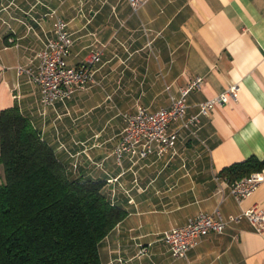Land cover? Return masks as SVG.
<instances>
[{
    "label": "crops",
    "instance_id": "0c3cea01",
    "mask_svg": "<svg viewBox=\"0 0 264 264\" xmlns=\"http://www.w3.org/2000/svg\"><path fill=\"white\" fill-rule=\"evenodd\" d=\"M54 14L72 33L68 65L93 49L102 55L94 83L43 106L39 86L16 67L36 65ZM195 76L188 114L231 84L236 99L202 117L197 138L181 131L173 155L117 165L120 114L168 106ZM14 104L74 176L104 180L107 198L126 210L100 242L102 264H264V231L245 219L204 234L184 257L161 238L198 211L264 209V181L237 201L221 174L264 158V0H145L136 11L129 0H0V109Z\"/></svg>",
    "mask_w": 264,
    "mask_h": 264
},
{
    "label": "trees",
    "instance_id": "16d2710c",
    "mask_svg": "<svg viewBox=\"0 0 264 264\" xmlns=\"http://www.w3.org/2000/svg\"><path fill=\"white\" fill-rule=\"evenodd\" d=\"M0 264H102L99 245L127 212L105 181L74 176L14 104L0 109ZM264 169L249 156L224 168L234 181Z\"/></svg>",
    "mask_w": 264,
    "mask_h": 264
},
{
    "label": "built area",
    "instance_id": "2783aa9c",
    "mask_svg": "<svg viewBox=\"0 0 264 264\" xmlns=\"http://www.w3.org/2000/svg\"><path fill=\"white\" fill-rule=\"evenodd\" d=\"M145 0H129L132 10ZM73 43L72 33L67 21L54 14L51 34L44 37L40 50L36 54L34 66H17L20 74L27 75L39 86V102L43 106H54L71 98L75 91L84 89L95 82L96 65L101 60L102 48L93 49L85 62L79 66H71L66 62ZM202 77L195 76L172 97L168 106L155 110L138 106L132 113H121L123 126L114 143L111 156L117 165L127 160L132 164L150 156L161 158L175 153L178 136L186 131L192 138L198 137L201 118L209 115L218 105L235 100L238 87L231 84L224 91L212 98L198 102L197 110L188 114L187 95L201 86ZM229 193L240 201L249 195L264 181V169L249 173L240 179L228 181ZM247 220L256 232L264 231V209L252 206L238 213L223 215L218 208L212 212L198 211L190 216L182 225L163 230L161 238L174 258L184 257L189 250L200 242L208 232H223L229 224ZM145 247L139 253L145 254Z\"/></svg>",
    "mask_w": 264,
    "mask_h": 264
},
{
    "label": "rangeland",
    "instance_id": "374dc122",
    "mask_svg": "<svg viewBox=\"0 0 264 264\" xmlns=\"http://www.w3.org/2000/svg\"><path fill=\"white\" fill-rule=\"evenodd\" d=\"M3 181V169L2 166L0 164V183Z\"/></svg>",
    "mask_w": 264,
    "mask_h": 264
}]
</instances>
